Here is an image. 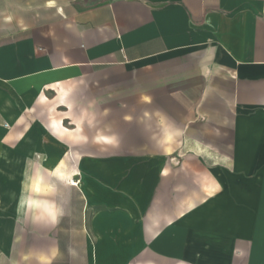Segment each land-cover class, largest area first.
<instances>
[{"label": "crops", "instance_id": "obj_1", "mask_svg": "<svg viewBox=\"0 0 264 264\" xmlns=\"http://www.w3.org/2000/svg\"><path fill=\"white\" fill-rule=\"evenodd\" d=\"M262 169L264 0H0V264H22V211L31 243H55L70 195L97 229L149 212L136 249L99 246L96 264H189L179 231L207 210L191 185L221 172L241 195ZM168 225L160 256L123 260ZM257 238L247 264H264Z\"/></svg>", "mask_w": 264, "mask_h": 264}, {"label": "rangeland", "instance_id": "obj_2", "mask_svg": "<svg viewBox=\"0 0 264 264\" xmlns=\"http://www.w3.org/2000/svg\"><path fill=\"white\" fill-rule=\"evenodd\" d=\"M173 167L179 166V161L176 159L171 160ZM215 168L221 167L220 165L214 166ZM233 172V170H231ZM264 176V169L257 176L258 182L255 184L254 180L246 181V184L241 182L242 187L241 195H238V181L236 179H223L221 172L217 176L219 188L213 192L202 188L201 184L191 185L193 188H198L197 201L199 207L207 206L206 218L203 220L200 227L194 230L188 229L186 226H181L180 234L182 235L181 257L176 261H184L189 264H223V260L229 264H247V253L255 240L264 239V197L261 201L255 196L256 191L264 194V181L261 178ZM216 177V175H215ZM72 183V182H71ZM207 193V196L204 195ZM245 193V194H244ZM70 204V228H66L62 232H55V243H31L28 237L30 228L26 226L27 216L24 211L21 212L22 227V264H35L36 254L48 252L50 259L48 264H96L95 257L96 249L101 246L103 251H109V247L113 250L123 252L122 247L135 248L137 242H131L134 238L135 231L139 228L143 217L148 215L149 212L145 211L136 217H132L128 212H116L117 229L110 230L109 228L102 227L97 229L93 227L94 211L86 210V212L77 210V202L75 197L70 195L66 197ZM186 212H181L177 215V222L184 223ZM80 218V221H79ZM103 218V223H104ZM239 224L240 226H233ZM76 225L80 227H76ZM173 225V224H172ZM171 225L162 228V233L158 236L144 240L143 245L138 254H130L123 260L129 263L141 261V255L148 257V253L155 256H160V248L162 243L158 240H168L170 237L169 231ZM260 229V234L257 230ZM67 233V236H65ZM78 233H84L85 239L77 236ZM143 236V234H142ZM242 237L245 243H237ZM216 240L223 242L222 246L217 248V254L213 256V260L209 259L208 253L212 252V244ZM139 241V240H138ZM231 242L230 248L227 250L224 243ZM262 245V244H259ZM139 248V247H138ZM123 255V254H121ZM31 258H34L31 260ZM228 258V260L226 259ZM42 260V259H41ZM40 259L38 261H41ZM149 260H152L151 258ZM156 262V260H155Z\"/></svg>", "mask_w": 264, "mask_h": 264}, {"label": "bare ground", "instance_id": "obj_3", "mask_svg": "<svg viewBox=\"0 0 264 264\" xmlns=\"http://www.w3.org/2000/svg\"><path fill=\"white\" fill-rule=\"evenodd\" d=\"M71 184H72V185H76V182H72Z\"/></svg>", "mask_w": 264, "mask_h": 264}, {"label": "built area", "instance_id": "obj_4", "mask_svg": "<svg viewBox=\"0 0 264 264\" xmlns=\"http://www.w3.org/2000/svg\"><path fill=\"white\" fill-rule=\"evenodd\" d=\"M71 186H76V185H72V184H70Z\"/></svg>", "mask_w": 264, "mask_h": 264}]
</instances>
